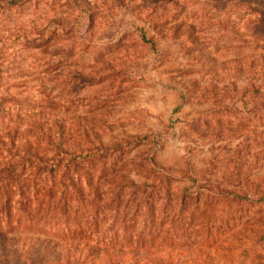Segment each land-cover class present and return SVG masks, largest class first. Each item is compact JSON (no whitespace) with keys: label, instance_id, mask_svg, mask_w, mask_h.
<instances>
[{"label":"rangeland","instance_id":"rangeland-1","mask_svg":"<svg viewBox=\"0 0 264 264\" xmlns=\"http://www.w3.org/2000/svg\"><path fill=\"white\" fill-rule=\"evenodd\" d=\"M261 17L264 0H0L7 125L50 105L86 129L68 143L86 217L67 220L101 232L78 264H264Z\"/></svg>","mask_w":264,"mask_h":264},{"label":"trees","instance_id":"trees-1","mask_svg":"<svg viewBox=\"0 0 264 264\" xmlns=\"http://www.w3.org/2000/svg\"><path fill=\"white\" fill-rule=\"evenodd\" d=\"M47 107L25 120L23 132L21 125H7L0 107V264H78L84 249L91 256L89 241L101 232L86 218L67 220L71 210L83 209L86 217V176L80 155L68 146L86 129L66 133L62 118Z\"/></svg>","mask_w":264,"mask_h":264}]
</instances>
